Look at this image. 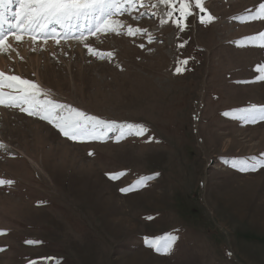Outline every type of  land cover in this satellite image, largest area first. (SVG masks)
<instances>
[{"label":"rangeland","instance_id":"374dc122","mask_svg":"<svg viewBox=\"0 0 264 264\" xmlns=\"http://www.w3.org/2000/svg\"><path fill=\"white\" fill-rule=\"evenodd\" d=\"M259 3L206 0L216 19L201 24L193 5L181 32L160 23L165 6L144 0L120 19L147 33L89 38L112 53L104 59L77 41L38 42L32 51L27 38L11 40L17 52L0 54V70L89 115L148 131L74 142L38 117L0 107V179L13 181L0 185V264H264V169L231 167L236 158L264 159V121L233 118L235 109L264 105L255 72L264 48L234 43L264 31V20L232 19ZM130 185L134 191H120ZM168 234L178 238L169 254L145 243Z\"/></svg>","mask_w":264,"mask_h":264},{"label":"snow or ice","instance_id":"6c2138e0","mask_svg":"<svg viewBox=\"0 0 264 264\" xmlns=\"http://www.w3.org/2000/svg\"><path fill=\"white\" fill-rule=\"evenodd\" d=\"M157 3L168 9L166 12L168 19L161 20L160 23L166 24L168 20H171L181 32L187 28L188 18L194 15L193 5L199 13H202L199 15L201 24H210L216 19L205 7L206 0H157ZM143 6L144 0H0V54L17 52L10 39L19 43L27 38L33 46L32 51H36L35 46L38 42L47 44L51 40L56 45H61L62 42L77 41L87 49L89 55L99 59H104L105 55L111 57V52L106 54L99 52L87 41L90 37L98 38L100 35L107 34L135 37L138 34L147 33V29L126 25L120 19L126 13L131 15L137 7ZM152 7H156V4ZM174 12L179 13L175 18ZM144 15V12H140L138 16H132V19L139 20ZM232 19L240 22L264 20V3H259L255 10H246L244 14ZM147 40L148 43L153 41L150 33L147 35ZM234 43L240 47L255 45L264 48V31L242 37ZM144 46V44L139 45L141 48ZM179 46L183 47V44ZM180 63L186 65L188 60H182ZM182 71V68H176L177 74ZM255 72L256 80L264 81V64L257 65ZM0 107L18 108L28 116L38 117L57 129L62 136L74 142H102L109 137L110 133H116L115 139L119 142L126 136H144L148 131L143 124L118 123L89 115L78 108L53 99L49 91L43 89L36 81L2 70H0ZM233 112V118L244 125L264 121V105L250 104ZM0 147L5 145L0 142ZM89 155L93 153L89 152ZM231 167L242 173L255 172L264 169V159L256 161L236 158L232 161ZM106 175L110 180H117L123 173H107ZM158 175L156 173L141 177L136 181V185L143 186ZM12 183L13 181L0 179V185ZM135 187L130 185L121 188L120 191L127 193L134 191ZM5 234L6 231L0 229V235ZM177 239L176 236L168 234L154 240L146 238L145 243L158 253L169 254ZM25 243L37 242L28 240ZM0 251L4 249L0 248ZM47 259L41 258L44 261ZM41 260L30 261V264H41Z\"/></svg>","mask_w":264,"mask_h":264},{"label":"bare ground","instance_id":"6f19581e","mask_svg":"<svg viewBox=\"0 0 264 264\" xmlns=\"http://www.w3.org/2000/svg\"><path fill=\"white\" fill-rule=\"evenodd\" d=\"M10 42H12L11 39H10Z\"/></svg>","mask_w":264,"mask_h":264}]
</instances>
